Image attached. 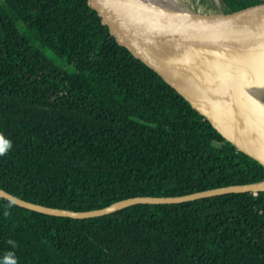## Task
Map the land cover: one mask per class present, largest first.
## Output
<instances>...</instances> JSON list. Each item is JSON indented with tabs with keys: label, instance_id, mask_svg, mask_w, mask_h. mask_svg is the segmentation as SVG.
Listing matches in <instances>:
<instances>
[{
	"label": "trees",
	"instance_id": "1",
	"mask_svg": "<svg viewBox=\"0 0 264 264\" xmlns=\"http://www.w3.org/2000/svg\"><path fill=\"white\" fill-rule=\"evenodd\" d=\"M219 2L241 27L264 30V0ZM162 5L147 7L164 20ZM0 136L11 142L0 187L52 207L264 178L261 163L124 45L98 0H0ZM8 253L16 264H264V190L87 218L0 197V259Z\"/></svg>",
	"mask_w": 264,
	"mask_h": 264
},
{
	"label": "water",
	"instance_id": "2",
	"mask_svg": "<svg viewBox=\"0 0 264 264\" xmlns=\"http://www.w3.org/2000/svg\"><path fill=\"white\" fill-rule=\"evenodd\" d=\"M98 1L112 29L136 57L173 86L226 140L264 166V103L245 87L264 82V30L244 28L247 32L239 37L179 31L170 26L173 21L165 18L164 22L143 0ZM259 190H264V178L182 195H136L89 210L42 205L1 187L0 197L47 214L87 218L136 203L181 202Z\"/></svg>",
	"mask_w": 264,
	"mask_h": 264
},
{
	"label": "rangeland",
	"instance_id": "3",
	"mask_svg": "<svg viewBox=\"0 0 264 264\" xmlns=\"http://www.w3.org/2000/svg\"><path fill=\"white\" fill-rule=\"evenodd\" d=\"M147 5L153 7V3H156L158 5H162L164 0H143ZM209 2L212 3V5L209 4ZM188 6H193L195 10H198L196 15L193 14H185L180 13L175 7H171V12L167 11L165 9V15L169 21L179 20L182 21V23L185 24V26L197 31V32H203V33H211L216 34L220 36H233V37H239L242 36L243 31L236 28H230L227 27V23L224 19H222L219 15L221 9L218 0H190L187 2ZM209 8H213L218 18L214 19V24L217 26L210 25V14L209 11H207ZM164 10V9H163ZM167 11V12H166ZM169 13L172 17H169ZM252 95L257 98V100L262 101L264 103V88L261 85H258L257 91L250 90Z\"/></svg>",
	"mask_w": 264,
	"mask_h": 264
},
{
	"label": "bare ground",
	"instance_id": "4",
	"mask_svg": "<svg viewBox=\"0 0 264 264\" xmlns=\"http://www.w3.org/2000/svg\"><path fill=\"white\" fill-rule=\"evenodd\" d=\"M188 1H190V0H164L163 3L167 6V8L169 9L170 12H171V9L170 8L171 7H175L178 10V12H180L182 14L185 13V14H193V15H196L197 12H198V10H195V8L192 5L191 6H188L187 5V2ZM209 4L212 5L211 2H209ZM220 9H221V11H220L219 15H220V17L222 19H224L226 21L227 27L240 29L241 31H243V33H246L247 32L244 28H241L234 20H232L229 17H227L225 15V13L223 12V10H222L221 7H220ZM207 11H209V14H210V21H209L210 25L215 26L217 28V26L214 24L215 17H216V19L218 18V15H217L216 11L213 8H209ZM179 22L182 24V26L187 31L194 32L193 29H190L189 27L185 26V24L182 23V21H179ZM258 85H261L264 88V86L261 83H250V84H247L245 87L248 90H255V91H257Z\"/></svg>",
	"mask_w": 264,
	"mask_h": 264
},
{
	"label": "clouds",
	"instance_id": "5",
	"mask_svg": "<svg viewBox=\"0 0 264 264\" xmlns=\"http://www.w3.org/2000/svg\"><path fill=\"white\" fill-rule=\"evenodd\" d=\"M11 147V142L0 136V154H3ZM0 264H16L15 257L8 253L3 259H0Z\"/></svg>",
	"mask_w": 264,
	"mask_h": 264
}]
</instances>
